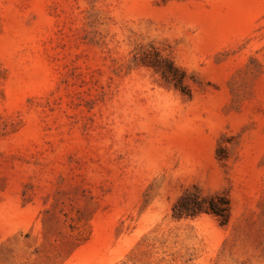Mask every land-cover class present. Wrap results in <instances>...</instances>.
Masks as SVG:
<instances>
[{
	"label": "rangeland",
	"instance_id": "obj_1",
	"mask_svg": "<svg viewBox=\"0 0 264 264\" xmlns=\"http://www.w3.org/2000/svg\"><path fill=\"white\" fill-rule=\"evenodd\" d=\"M0 264H264V0H0Z\"/></svg>",
	"mask_w": 264,
	"mask_h": 264
},
{
	"label": "trees",
	"instance_id": "obj_2",
	"mask_svg": "<svg viewBox=\"0 0 264 264\" xmlns=\"http://www.w3.org/2000/svg\"><path fill=\"white\" fill-rule=\"evenodd\" d=\"M163 76H165V75H163ZM199 208V207H198ZM176 210V213H175V216L176 217H180V216H182L183 214H184V212L186 213V212H188V210L189 209H187V208H179V209H175ZM210 210H211V212H213V213H216L217 211H215V209H213L212 207L210 208Z\"/></svg>",
	"mask_w": 264,
	"mask_h": 264
}]
</instances>
